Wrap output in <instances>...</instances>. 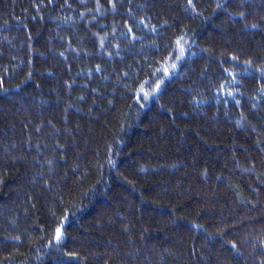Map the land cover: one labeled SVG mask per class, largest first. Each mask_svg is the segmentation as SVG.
I'll use <instances>...</instances> for the list:
<instances>
[{
	"label": "trees",
	"instance_id": "obj_1",
	"mask_svg": "<svg viewBox=\"0 0 264 264\" xmlns=\"http://www.w3.org/2000/svg\"><path fill=\"white\" fill-rule=\"evenodd\" d=\"M0 264H264V0H0Z\"/></svg>",
	"mask_w": 264,
	"mask_h": 264
},
{
	"label": "snow or ice",
	"instance_id": "obj_2",
	"mask_svg": "<svg viewBox=\"0 0 264 264\" xmlns=\"http://www.w3.org/2000/svg\"><path fill=\"white\" fill-rule=\"evenodd\" d=\"M57 238H59V230H58V237Z\"/></svg>",
	"mask_w": 264,
	"mask_h": 264
}]
</instances>
